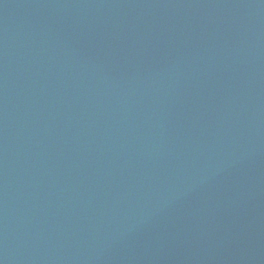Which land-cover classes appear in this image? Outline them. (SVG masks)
<instances>
[{"label": "water", "instance_id": "95a60500", "mask_svg": "<svg viewBox=\"0 0 264 264\" xmlns=\"http://www.w3.org/2000/svg\"><path fill=\"white\" fill-rule=\"evenodd\" d=\"M0 264H264V0H0Z\"/></svg>", "mask_w": 264, "mask_h": 264}]
</instances>
